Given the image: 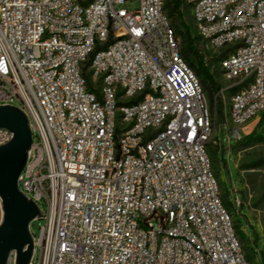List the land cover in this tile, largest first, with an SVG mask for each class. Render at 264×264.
<instances>
[{
	"label": "built area",
	"instance_id": "built-area-1",
	"mask_svg": "<svg viewBox=\"0 0 264 264\" xmlns=\"http://www.w3.org/2000/svg\"><path fill=\"white\" fill-rule=\"evenodd\" d=\"M182 2L229 48L212 104L164 0H0V104L27 117L16 183L41 215L27 264H248L207 145L223 91L226 143L264 110V0Z\"/></svg>",
	"mask_w": 264,
	"mask_h": 264
},
{
	"label": "rangeland",
	"instance_id": "rangeland-1",
	"mask_svg": "<svg viewBox=\"0 0 264 264\" xmlns=\"http://www.w3.org/2000/svg\"><path fill=\"white\" fill-rule=\"evenodd\" d=\"M125 6L132 8V5L126 4ZM180 13V15L174 13L171 17L168 16L173 27L176 31L183 32L181 24L188 26L191 36L194 37L193 50L202 56V61L212 74L218 89L225 86L226 80L222 76L218 60L215 59L219 49L210 47L198 37L192 23L190 8L183 2L180 5ZM176 35L181 46L183 35L178 32ZM188 57L192 61L195 60L194 53H189ZM84 77L86 83L90 85L87 74ZM203 89L208 95L209 103L212 104L216 91L212 90L210 96L205 86ZM216 97L220 99L216 103L220 125L216 137L217 145L211 141L207 145L211 170L217 180L222 203L224 200L223 205L232 217L233 227L248 264H264V164L254 168L250 167L255 161L264 160V142L252 145L232 144L234 141L231 139L227 146L228 143L225 140L227 129L223 122V115L228 108V94L223 91L221 96ZM253 129L256 134L264 136V110L244 128L245 134ZM39 206L43 209V204L39 203ZM29 230L32 234L36 233V220L29 223Z\"/></svg>",
	"mask_w": 264,
	"mask_h": 264
},
{
	"label": "water",
	"instance_id": "water-1",
	"mask_svg": "<svg viewBox=\"0 0 264 264\" xmlns=\"http://www.w3.org/2000/svg\"><path fill=\"white\" fill-rule=\"evenodd\" d=\"M0 127L10 139L0 144V264L13 251L14 264H27L32 253L29 223L40 215L37 205L17 187L16 179L31 148L25 114L16 106L0 104Z\"/></svg>",
	"mask_w": 264,
	"mask_h": 264
},
{
	"label": "trees",
	"instance_id": "trees-1",
	"mask_svg": "<svg viewBox=\"0 0 264 264\" xmlns=\"http://www.w3.org/2000/svg\"><path fill=\"white\" fill-rule=\"evenodd\" d=\"M181 3H182V0H164L163 9L165 13L167 14V16L171 17L174 13L177 15H180L181 14L180 13ZM181 26L183 28V32L175 30V32L181 33L183 35L182 45L180 46L181 55L183 56L187 64L194 70L196 75L199 77L202 86H205L206 91L211 96L212 90H215V91L218 90V85L213 79V76L209 72L208 68L203 63L202 56L198 54L195 50H193L192 41L194 37L191 36L188 26L184 23H182ZM96 49L98 48H95V50ZM228 50H229L228 47L219 49L218 53L215 56V59H217L219 62L220 59L223 58L227 54ZM189 53H194V56H195L194 61L189 59L188 57ZM263 142H264V136L261 134H256L255 130L253 129L249 133L242 135L240 139L235 140L234 143L232 144L243 143L246 145H252L254 143H263ZM263 164H264V160H257L254 163H252L250 167L254 168V167H258L259 165H263ZM223 203L225 204L224 200H223Z\"/></svg>",
	"mask_w": 264,
	"mask_h": 264
},
{
	"label": "crops",
	"instance_id": "crops-1",
	"mask_svg": "<svg viewBox=\"0 0 264 264\" xmlns=\"http://www.w3.org/2000/svg\"><path fill=\"white\" fill-rule=\"evenodd\" d=\"M252 120H253V119H252ZM252 120H250L246 125H244V128H246V127L250 124V122H251ZM245 133H246V132H245ZM245 133H244V134H245ZM244 134H243V135H244Z\"/></svg>",
	"mask_w": 264,
	"mask_h": 264
}]
</instances>
